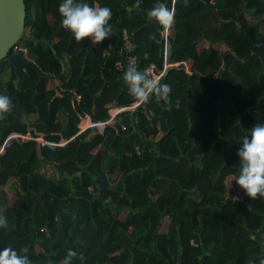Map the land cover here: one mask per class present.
Returning <instances> with one entry per match:
<instances>
[{
  "label": "trees",
  "instance_id": "obj_1",
  "mask_svg": "<svg viewBox=\"0 0 264 264\" xmlns=\"http://www.w3.org/2000/svg\"><path fill=\"white\" fill-rule=\"evenodd\" d=\"M61 2L24 0V33L49 40L58 59L32 43L26 57L53 82L36 85L29 66L19 78L12 70L5 76L10 97L56 146H40L39 158L29 133L32 140H12L0 154V214L7 219L0 251L12 247L33 264H62L69 249L77 252L71 264H264L255 237L264 233V198L239 204L226 220L220 201L226 179L239 175L241 138L264 123L262 0H218L211 17L200 16L198 0H78L112 11L109 38L95 46L61 28ZM160 2L175 10L168 62L189 61V73L167 70L162 84L171 86L170 99L153 97L155 106H146L154 119L126 111L101 134L79 133L81 118L105 122L111 109L134 102L126 69H115L123 30L139 71L162 66L164 28L146 17ZM19 111L13 103L0 119V147L11 133L27 135ZM11 178L20 190L9 205L4 188Z\"/></svg>",
  "mask_w": 264,
  "mask_h": 264
},
{
  "label": "clouds",
  "instance_id": "obj_2",
  "mask_svg": "<svg viewBox=\"0 0 264 264\" xmlns=\"http://www.w3.org/2000/svg\"><path fill=\"white\" fill-rule=\"evenodd\" d=\"M140 0H137L139 5ZM61 16V28L69 31L77 43L88 38L95 46L109 38L112 11L108 7H91L78 0H62L58 7ZM150 23L154 22L164 29H170L174 23L175 10L164 2L156 3L146 11ZM123 81L128 93L138 105L149 103L153 97L157 100H169L172 91L167 83L162 84L160 78H153L147 71H139L129 65L123 74ZM12 109L11 98L0 94V119ZM236 155L240 164V172L234 180L235 184L249 199L264 198V123L252 127L249 135L240 140ZM7 226V219L0 214V228ZM77 252L69 249L62 264H71ZM0 264H33L26 255H19L12 247L0 251ZM251 264V261L249 262Z\"/></svg>",
  "mask_w": 264,
  "mask_h": 264
},
{
  "label": "water",
  "instance_id": "obj_3",
  "mask_svg": "<svg viewBox=\"0 0 264 264\" xmlns=\"http://www.w3.org/2000/svg\"><path fill=\"white\" fill-rule=\"evenodd\" d=\"M168 1V0H166ZM218 0H213L210 3L198 0V3L205 8L204 13L200 16H212L211 6ZM235 21H237L235 19ZM25 25V4L24 0H0V63L5 62V65L0 73V85L2 91L0 94L10 97L8 86L5 82V76L9 70H12L17 78H19V69L23 66H29L33 68L37 75L36 85L40 83L42 79H48L53 82V79L49 75L42 74L40 70L32 63L25 54V49L28 43L33 45L45 44L47 45L54 58L58 59L56 52L49 40L46 38L37 39L33 35H24ZM18 46L19 50L16 53H12L13 47ZM12 104L15 103L19 108V114L21 116V123L26 126V132L33 133L37 138H43L44 133L38 132L36 128L31 126V123L27 120L24 113V108L21 105L18 97H10ZM38 157H41L40 146L36 147Z\"/></svg>",
  "mask_w": 264,
  "mask_h": 264
},
{
  "label": "built area",
  "instance_id": "obj_4",
  "mask_svg": "<svg viewBox=\"0 0 264 264\" xmlns=\"http://www.w3.org/2000/svg\"><path fill=\"white\" fill-rule=\"evenodd\" d=\"M262 2L264 3V0H262ZM163 41H164V46H163V64L161 67H158L156 64H150L147 67L144 68L143 71H147L149 73L150 76H152L153 78H160V82L162 83L167 70L169 68H177L179 66H182L185 71L187 73H189V68H190V62L186 61V62H179V63H174V64H170L168 62V58H169V45H168V29H164V31L161 33ZM121 37H122V42H123V51H124V57L118 59L115 62V69L117 71H122L124 69H127L129 65H134L136 68L139 66V59L136 55L133 54V46L130 43V40L128 38V35L126 33V31H122L121 33ZM19 50L18 46L13 47L12 49V53H16ZM25 54H26V49H25ZM79 98H77L78 100ZM148 104V103H147ZM147 104L144 105H138L137 102L134 100V102L125 108H114L111 109L109 111V119L106 120L105 122H97V123H93L88 116H85L83 118H81L80 123H79V133L87 130V129H93L94 131H97L99 134H101L105 128L106 125L110 124L111 122H113V120L115 119V117L117 115H119L122 112H130V113H137V112H141L144 111L149 119H154L155 118V113L152 110H146V106ZM84 123V125H82ZM84 126V128H83ZM126 128L124 126L121 127V130L124 131ZM30 139L32 140V138L27 137V140ZM37 141V139H35ZM4 146L2 145L0 147V154L3 151ZM136 150H138L136 148Z\"/></svg>",
  "mask_w": 264,
  "mask_h": 264
},
{
  "label": "rangeland",
  "instance_id": "obj_5",
  "mask_svg": "<svg viewBox=\"0 0 264 264\" xmlns=\"http://www.w3.org/2000/svg\"><path fill=\"white\" fill-rule=\"evenodd\" d=\"M247 15H248L247 19L251 21L253 18V15L251 13H248ZM24 35H27V34L24 33ZM202 46L206 47L207 45L204 43V44L200 45V47H202ZM151 103L153 104V106H155L156 99L152 98ZM32 123H34L33 125H31L32 127L41 128L39 123L36 121V118H33ZM82 125H84V123ZM83 128H84V126H83ZM36 130L38 132H41V133L43 132L41 130H38L37 128H36ZM36 142L38 143L39 146H42L44 141L42 138H38ZM45 169H46L45 171L48 174H50V175L55 174V172H54L55 170H54V168H52V166H48ZM235 179L236 178H234V177H229L226 179L225 186H224V189L222 191V195H221V199H220V201L224 202V205H225V210L223 213L224 214L223 219H225V220H226L229 213L238 209V207L240 206L239 204H246L249 200V198H247V196L243 193V191L239 188V186L235 184V181H234ZM7 193L9 196V199H8L7 194H6L7 203L9 205H11L14 202V200L16 199L18 192L13 189L12 191H8ZM225 220H224V222L226 225ZM225 225H224V233H225L226 238H228V233L225 229ZM259 233H261V232H259ZM263 239H264V234H263ZM262 245L264 247V242H262Z\"/></svg>",
  "mask_w": 264,
  "mask_h": 264
},
{
  "label": "crops",
  "instance_id": "obj_6",
  "mask_svg": "<svg viewBox=\"0 0 264 264\" xmlns=\"http://www.w3.org/2000/svg\"><path fill=\"white\" fill-rule=\"evenodd\" d=\"M114 52H117V54H118V56H119V58H123L124 57V51H123V49L122 48H120V49H115L114 50ZM6 80H8V78L7 77H5V81ZM33 118H36L35 116H32V117H30L29 119H30V122H33ZM96 133H98L97 131H95ZM27 137H29V138H31L30 137V135L27 133V135H21L20 133H11V134H9L8 135V137L6 138V140L4 141V143H3V146H4V148L5 147H7L9 144H10V142L12 141V140H18V139H20L21 140V142H23V141H25V140H27ZM44 138V137H43ZM42 138V139H43ZM36 139H38V138H36ZM28 140H30V139H28ZM44 141V140H43ZM64 144V141H61L60 142V145H63ZM44 145H49V146H56V144H53V143H46L45 141L43 142V144H42V146H44ZM59 145V144H58ZM59 145V146H60ZM3 148V149H4ZM3 152V151H2ZM16 190L17 192H19V190H20V184H19V182H18V180L16 179V178H11L10 180H9V182L7 183V185H6V187L4 188V191H5V193L7 194V198L9 199V196H8V191H12V190ZM19 189V190H18ZM18 195V194H17ZM264 234V233H263ZM255 237L257 238V239H259V241H262V242H264V239H263V235H262V233H257L256 235H255Z\"/></svg>",
  "mask_w": 264,
  "mask_h": 264
}]
</instances>
